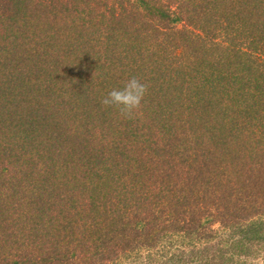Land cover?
<instances>
[{
    "label": "trees",
    "instance_id": "trees-1",
    "mask_svg": "<svg viewBox=\"0 0 264 264\" xmlns=\"http://www.w3.org/2000/svg\"><path fill=\"white\" fill-rule=\"evenodd\" d=\"M144 250L264 264V0H0V264Z\"/></svg>",
    "mask_w": 264,
    "mask_h": 264
},
{
    "label": "clouds",
    "instance_id": "clouds-1",
    "mask_svg": "<svg viewBox=\"0 0 264 264\" xmlns=\"http://www.w3.org/2000/svg\"><path fill=\"white\" fill-rule=\"evenodd\" d=\"M147 92L148 85L132 76L123 82L122 87L109 91L101 103L105 107L115 108L121 117L132 119L142 110Z\"/></svg>",
    "mask_w": 264,
    "mask_h": 264
},
{
    "label": "rangeland",
    "instance_id": "rangeland-1",
    "mask_svg": "<svg viewBox=\"0 0 264 264\" xmlns=\"http://www.w3.org/2000/svg\"><path fill=\"white\" fill-rule=\"evenodd\" d=\"M163 251V246L161 247V245H158L154 250H151L150 252L154 253V258L157 260L156 263H160L161 262V255H163L162 253ZM143 255L140 258L137 259V261H135V257L131 258L130 260H127L125 262V264H144L143 262H145V258L147 256V251L144 250L143 251ZM128 262V263H127Z\"/></svg>",
    "mask_w": 264,
    "mask_h": 264
}]
</instances>
